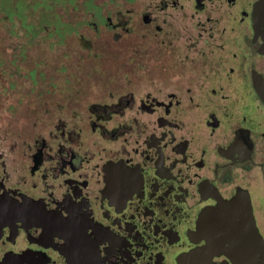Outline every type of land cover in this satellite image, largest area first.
I'll return each mask as SVG.
<instances>
[{"label": "flooded vegetation", "instance_id": "flooded-vegetation-1", "mask_svg": "<svg viewBox=\"0 0 264 264\" xmlns=\"http://www.w3.org/2000/svg\"><path fill=\"white\" fill-rule=\"evenodd\" d=\"M110 1L140 64L0 151V264H264L259 0Z\"/></svg>", "mask_w": 264, "mask_h": 264}, {"label": "rangeland", "instance_id": "rangeland-1", "mask_svg": "<svg viewBox=\"0 0 264 264\" xmlns=\"http://www.w3.org/2000/svg\"><path fill=\"white\" fill-rule=\"evenodd\" d=\"M120 13L110 0H0L2 153L122 87L140 57Z\"/></svg>", "mask_w": 264, "mask_h": 264}, {"label": "water", "instance_id": "water-1", "mask_svg": "<svg viewBox=\"0 0 264 264\" xmlns=\"http://www.w3.org/2000/svg\"><path fill=\"white\" fill-rule=\"evenodd\" d=\"M255 18L257 24L264 27V0H259L255 5Z\"/></svg>", "mask_w": 264, "mask_h": 264}]
</instances>
